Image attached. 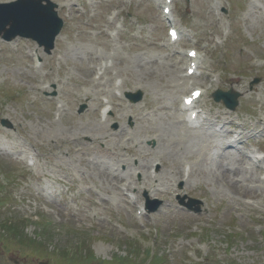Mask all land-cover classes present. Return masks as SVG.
Returning <instances> with one entry per match:
<instances>
[{
  "label": "rangeland",
  "instance_id": "rangeland-1",
  "mask_svg": "<svg viewBox=\"0 0 264 264\" xmlns=\"http://www.w3.org/2000/svg\"><path fill=\"white\" fill-rule=\"evenodd\" d=\"M50 1L63 27L49 55L29 39H0V264H148V251L163 264H264V161L255 160L264 156V0H175L171 23L163 0ZM213 26L220 34L209 42ZM170 27L180 36L173 44ZM189 49L202 70L182 86L175 75L186 73L179 60ZM196 88L206 91L197 109L208 124L196 141H170L180 100ZM216 89L239 93L235 111L211 99ZM137 91L140 102L124 99ZM97 102L110 107L100 123ZM235 137L237 147L219 148ZM215 138L210 158L197 161ZM151 159L162 163L151 170L156 193ZM187 162L183 183L172 172ZM216 164L232 172L223 177ZM183 197L201 201L200 213ZM7 219L28 239L47 228L44 248L4 238Z\"/></svg>",
  "mask_w": 264,
  "mask_h": 264
},
{
  "label": "bare ground",
  "instance_id": "bare-ground-1",
  "mask_svg": "<svg viewBox=\"0 0 264 264\" xmlns=\"http://www.w3.org/2000/svg\"><path fill=\"white\" fill-rule=\"evenodd\" d=\"M6 1H11V0H6ZM171 2H172V4H173V2H174V0H171ZM163 4H164V6H163V9L165 8V7H168V5L166 4V2H163ZM59 8H62V7H59ZM172 15V10L170 11V13L166 16V19L167 20H169V18H170V16ZM170 21V20H169ZM213 31H212V33H210L209 34V36H208V40H209V42L210 41H212V34H214V35H219L220 33H219V30L217 29V27L216 26H213ZM190 50H188L187 51V53L189 52ZM186 53V54H187ZM191 62H194V63H196L195 65H196V67H195V71L193 72V74L191 75V76H188L187 74H182L181 73V71L179 72V68L177 69V72H176V75H175V77H176V79H177V81L178 82H181V85L182 86H188V84H187V81H190V80H194V79H196V76L198 75V72L200 71V70H202V67L200 66V58H199V56L198 55H196V57L194 58V59H192V60H189L188 58L187 59H183L182 57L180 58V60H179V63L181 64V65H184L185 63H187L186 65H187V67H186V69H185V71L187 72V70H188V68L190 67V63ZM39 63H38V61L37 60H35V65H38ZM98 74H101V69H99L98 70ZM229 81H231V82H233V83H237V84H240V82L237 80V78H234V79H230ZM190 86H192L191 84H189ZM36 90H40L41 88L40 87H36L35 88ZM109 95H110V93H108ZM204 96V94L202 93V95H200V97H199V99L194 103V105L192 106V107H187V106H184V104L182 103V101H183V99L181 100V111H182V113H181V116H182V119L180 120V122H178V124H177V127H178V130L176 131V137H174V136H172L171 137V140L170 141H172V140H175V141H179V142H187V141H189V142H191L192 140H198V138H197V136H196V133L200 130V129H202L204 126H206L207 124H208V121H207V117H204V116H206V113L205 112H203V111H199L198 109H197V103L199 102V100L202 98ZM97 108L98 107H101L102 106V103H98L97 102ZM97 108L95 109L96 111H94L93 112V118L95 119V121L97 122H101L102 121V116L100 115V113L97 111ZM191 113H193L194 115H195V118H194V120H192V118H191ZM204 117V118H203ZM226 121V118H222V119H220L218 122H217V124H223L224 122ZM97 122V123H98ZM101 125V124H100ZM260 126H264V124H262V123H260L259 124ZM264 130V129H263ZM232 132V131H231ZM234 133V131L231 133V134H233ZM228 134H226V136H227ZM217 136L219 137V136H221L222 137V134H220V132H218L217 133ZM231 136V135H230ZM229 136V137H230ZM225 139V138H224ZM226 139H227V137H226ZM102 139H100V141H101ZM239 140L240 139H238L237 137H235L234 139H232V140H230V141H228V143H227V141L225 142L224 140L223 141H220V145L219 144H216V138H215V140H212V141H210V140H205L204 142H203V152L202 151H200V154L197 152L194 156L196 157V160L197 161H200L201 159H202V157L204 158H210L209 156H210V152H211V145H212V147L213 146H215L216 147V145H219V148L221 149V148H225V146L227 147V145H233L234 143H239ZM202 146V145H201ZM209 146H210V148H209ZM199 147V146H198ZM199 150H201V148H199ZM203 153V154H202ZM155 157V156H154ZM157 157H159L160 159H162L160 156H157ZM117 162H120L119 160H117V159H115ZM154 163L155 164H159V165H161L162 166V163H161V161H159L158 159H151V162H150V166L148 167V169H147V171H150V173L148 174V176H147V178L149 177L150 178V180H151V184L149 185V188H152L153 187V190H152V192H154L155 190L154 189H156V184H153V181H154V183L156 182V181H158V177H157V175H153L152 173H151V169H152V166L154 165ZM126 164L130 167V163L128 162V161H126ZM217 165V164H216ZM144 166V165H143ZM141 166V165H136V167H135V169L134 170H137V171H140L141 172V168L143 169V170H145L146 169V167L144 166ZM128 169V168H127ZM223 169H224V171H223ZM229 169V168H228ZM227 169V167L226 166H222V165H217V169L216 170H219L220 171V173H221V176H223V173L225 172V173H231L232 171H230V170H228ZM132 171H133V168H132ZM126 172H129V170H127ZM139 172V173H140ZM233 172H240V170H238V169H235V170H233ZM173 176H174V178L175 179H181V180H183L185 177L186 178H190L191 177V175L193 174V169L191 170V167H190V164H189V162H187L186 163V165H185V167L183 168V169H178V168H176L173 172ZM141 174H142V172H141ZM147 174V173H146ZM144 175H145V173H144ZM146 176V175H145ZM113 178H118V175H114V176H112ZM223 177H226V176H223ZM238 188V187H237ZM135 188H133L132 186H126L125 187V189L124 190H126L125 192H124V194H125V196H126V198L127 199H133L134 197H133V195H132V190H134ZM239 190V189H238ZM245 191V190H244ZM157 191H155L154 193H156ZM246 192V191H245ZM129 193L132 195V197L129 195ZM247 193V192H246ZM164 197H166V198H168L169 196H170V194L168 193V192H166V193H163L162 194ZM136 201H137V198H136ZM172 208V210H174V208L173 207H171ZM177 213H179V212H177Z\"/></svg>",
  "mask_w": 264,
  "mask_h": 264
},
{
  "label": "water",
  "instance_id": "water-1",
  "mask_svg": "<svg viewBox=\"0 0 264 264\" xmlns=\"http://www.w3.org/2000/svg\"><path fill=\"white\" fill-rule=\"evenodd\" d=\"M42 2L46 4L43 5ZM54 8L55 6L49 4L48 0H17L9 4H1L0 36L6 41H10L15 36L29 37L39 45H46L45 51L49 53L53 48L54 38L62 27V22L58 19ZM6 25L10 26L8 30L5 29ZM256 82L257 80L254 81ZM126 96L133 101L140 98V94ZM238 96L230 90L218 91L213 98L216 102L222 101L226 108L234 110ZM12 261L14 264H19L17 261Z\"/></svg>",
  "mask_w": 264,
  "mask_h": 264
},
{
  "label": "trees",
  "instance_id": "trees-1",
  "mask_svg": "<svg viewBox=\"0 0 264 264\" xmlns=\"http://www.w3.org/2000/svg\"><path fill=\"white\" fill-rule=\"evenodd\" d=\"M1 231L2 234L4 235V238L8 237L9 239H14L22 246L24 245L26 247H30L35 250H39V247H41L39 240H36L35 238L28 239L27 237L24 236L22 232V225L20 224V222L16 223V221H12L9 219L5 220L3 222V226L1 227ZM46 236H48L47 228L45 229L44 232L45 239H47ZM118 261L121 262L122 260H118ZM128 261H129L128 259L125 260V263ZM119 264H123V262ZM154 264H159V261L155 259Z\"/></svg>",
  "mask_w": 264,
  "mask_h": 264
}]
</instances>
